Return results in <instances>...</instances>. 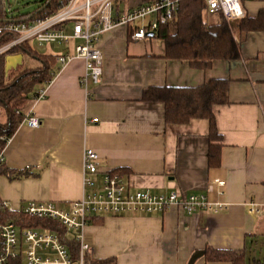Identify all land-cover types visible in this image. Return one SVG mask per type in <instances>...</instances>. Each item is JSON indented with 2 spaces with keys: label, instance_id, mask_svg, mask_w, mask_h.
<instances>
[{
  "label": "crops",
  "instance_id": "crops-1",
  "mask_svg": "<svg viewBox=\"0 0 264 264\" xmlns=\"http://www.w3.org/2000/svg\"><path fill=\"white\" fill-rule=\"evenodd\" d=\"M153 1L128 0L121 12L118 0L115 16ZM259 2L246 16L256 18L264 11V0ZM205 18L215 25L221 15L206 11ZM151 21L120 26L102 37V81L90 83L87 91L81 85L86 73L82 58L74 57L65 66L57 62L54 79L38 90L45 89V98L36 95L25 108L26 114L40 118L41 127L23 123L5 147V166L30 169L31 176L14 181L1 176L0 199L15 209L38 201L69 210L85 194L84 154L90 149L99 155L102 171L126 172L135 190L158 195L179 190L230 205L228 212L218 214L190 216L174 207L164 214L99 217L84 231L95 260L189 264L195 254L211 248L245 252L246 264H264L258 250L264 240V32L244 36L240 60L217 61L198 70L167 59L164 42L154 36L133 39ZM68 53L74 54L73 49ZM15 65L10 62V67ZM215 79L232 83L230 104L214 109L222 136L221 165L210 168L209 122L168 125L164 104L143 98L153 88H193ZM212 182L223 185L211 188ZM251 203L263 213L250 214ZM194 264L230 263H211L203 255Z\"/></svg>",
  "mask_w": 264,
  "mask_h": 264
},
{
  "label": "built area",
  "instance_id": "built-area-1",
  "mask_svg": "<svg viewBox=\"0 0 264 264\" xmlns=\"http://www.w3.org/2000/svg\"><path fill=\"white\" fill-rule=\"evenodd\" d=\"M118 0H61V9L46 16L16 14L9 7L6 17L0 21V41L12 37L13 40L0 48V55L9 50L37 41L40 45L66 44L72 40L82 41L74 54L57 56L62 66L72 58L85 61L86 73L81 85L88 90L89 84L99 85L103 76V54L99 48L102 37L117 27H129L136 22L151 18L133 35L136 41H143L159 26L171 22L179 10L181 0H155L129 11L123 16H115ZM207 13L221 15L228 21H239L246 14L240 0H206ZM72 34L68 35V29ZM89 95V91H88ZM45 98V89L37 93V99ZM98 122V120H94ZM31 129H38L42 122L35 114H27L24 122ZM10 140V139H9ZM8 140V142H9ZM7 142V143H8ZM99 155L94 150L84 154V190L79 201L73 202L69 210L60 208L54 202L31 201L15 209L3 201L1 207L8 212H21L32 219H54L60 222L72 239L79 243V257H73L59 234L51 230L20 229L15 223L0 222V264L8 260L22 259L25 264H87V255L92 249L84 239V231L92 217H124L129 215L164 214L177 207L187 215L198 212L224 213L230 205L211 202L205 195H187L179 190L169 195L153 194L150 190H135L119 171H102ZM5 163V148L0 152V166ZM221 182H212L213 186ZM249 213L261 215L263 208L258 204L248 205ZM263 210V211H262ZM73 233V234H72Z\"/></svg>",
  "mask_w": 264,
  "mask_h": 264
},
{
  "label": "trees",
  "instance_id": "trees-1",
  "mask_svg": "<svg viewBox=\"0 0 264 264\" xmlns=\"http://www.w3.org/2000/svg\"><path fill=\"white\" fill-rule=\"evenodd\" d=\"M60 1L42 0L35 12L41 17L55 13L61 9ZM9 7L11 0H0V21L6 17ZM206 11V0H181L175 18L168 24L159 26L154 32V37L165 44L167 59L188 62L192 68L206 70L217 61L240 60L244 36L251 32H264V11L256 18L245 16L239 21H228L221 16L220 22L215 25H210L206 21ZM6 38L8 39L0 41V48L13 40L11 36ZM24 55L37 61L40 67L22 69L16 75H11L10 59ZM56 71L57 56L40 55L28 44L19 45L0 55V109L4 111V117L0 116V152L23 124L27 116L25 113L27 104L36 97L41 87L54 79ZM231 83L230 79H215L193 88H153L145 92L143 100L164 104L165 120L168 125H188L193 120H207L210 124L208 162L210 168H218L221 165L222 136L217 128L214 109L230 104ZM119 172L126 173L121 170ZM1 176L11 181L20 180L30 177L31 170H10L4 163L0 166ZM2 202L0 199V222L15 223L20 229L56 232L73 257L76 259L79 257V243L72 239L71 233L68 234L60 222L54 219H32L21 212L10 213L1 207ZM98 218L92 217L88 225ZM204 256L211 263L246 264L245 252L208 248ZM111 262L112 260H95L91 253L87 255V264ZM6 264L25 263L22 259H16L8 260Z\"/></svg>",
  "mask_w": 264,
  "mask_h": 264
},
{
  "label": "rangeland",
  "instance_id": "rangeland-1",
  "mask_svg": "<svg viewBox=\"0 0 264 264\" xmlns=\"http://www.w3.org/2000/svg\"><path fill=\"white\" fill-rule=\"evenodd\" d=\"M42 0H11V7L14 10L16 14H31L34 13L39 7ZM128 0H122V2L118 5L119 11L123 12L126 10ZM241 6L245 12V14H252V9L257 5L259 0H240ZM117 5V4H116ZM116 11V10H115ZM115 13V12H114ZM216 19V18H215ZM217 20V19H216ZM216 22V21H215ZM218 22V21H217ZM68 35L72 34L71 29L69 28L67 31ZM82 41L79 40H72L66 44H54V45H40L37 41L31 42L30 46L33 49V51L37 52L40 55H49V54H55L59 51H65L67 52V49H74L76 46L81 45ZM65 53L59 54V55H65ZM11 62H14L16 64L15 66H11L9 69V72L11 75H16L19 73L22 69H35L40 66V64L35 61L34 59L30 58L27 55H24L20 58L18 57H12ZM1 110V109H0ZM0 116L4 117V111H0ZM2 120L4 118H1ZM261 249V250H260ZM262 254L264 255V240L259 243V248ZM263 258V257H262Z\"/></svg>",
  "mask_w": 264,
  "mask_h": 264
},
{
  "label": "water",
  "instance_id": "water-1",
  "mask_svg": "<svg viewBox=\"0 0 264 264\" xmlns=\"http://www.w3.org/2000/svg\"><path fill=\"white\" fill-rule=\"evenodd\" d=\"M148 36H154V33H149ZM20 58V57H18ZM10 62H11V59H10ZM204 254L203 253H197L195 254L191 260H190V263L189 264H194L199 258H201Z\"/></svg>",
  "mask_w": 264,
  "mask_h": 264
}]
</instances>
